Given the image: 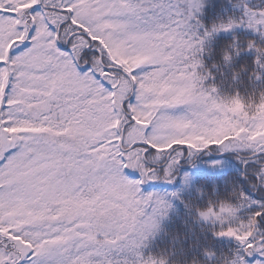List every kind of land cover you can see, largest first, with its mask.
Segmentation results:
<instances>
[{"label":"snow or ice","instance_id":"snow-or-ice-1","mask_svg":"<svg viewBox=\"0 0 264 264\" xmlns=\"http://www.w3.org/2000/svg\"><path fill=\"white\" fill-rule=\"evenodd\" d=\"M0 264H264V0H0Z\"/></svg>","mask_w":264,"mask_h":264}]
</instances>
